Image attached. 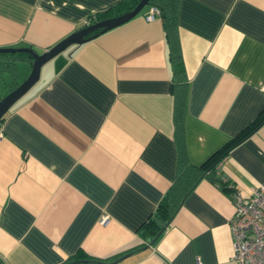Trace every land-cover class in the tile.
Returning a JSON list of instances; mask_svg holds the SVG:
<instances>
[{
    "label": "crops",
    "instance_id": "0c3cea01",
    "mask_svg": "<svg viewBox=\"0 0 264 264\" xmlns=\"http://www.w3.org/2000/svg\"><path fill=\"white\" fill-rule=\"evenodd\" d=\"M119 1L0 0V47L43 52ZM147 10L43 63L0 120L4 264L79 253L89 264L124 254L114 264H235L232 192L264 181V119L168 210L159 205L186 168L264 118V0H179L178 125L163 21ZM32 60L0 54V98Z\"/></svg>",
    "mask_w": 264,
    "mask_h": 264
},
{
    "label": "trees",
    "instance_id": "16d2710c",
    "mask_svg": "<svg viewBox=\"0 0 264 264\" xmlns=\"http://www.w3.org/2000/svg\"><path fill=\"white\" fill-rule=\"evenodd\" d=\"M139 0H120L115 7H111L110 9L105 10L104 12H95L90 15L89 18L91 22L96 21L98 19H102L105 17L117 15L126 10L133 8ZM178 3L179 0H149L148 5H153L159 8L160 16L163 21L164 29H165V37L168 47V57L171 62L172 67V90L175 95L176 101V122L177 125L180 122V113L182 107L184 105L185 100V91H186V77H185V69L181 56V49L177 34L178 21H177V11H178ZM144 9V8H143ZM141 10V12L143 11ZM96 30L95 32H97ZM8 53L10 55L19 56V55H27L32 58L31 54L28 52H3L0 54ZM264 111V110H263ZM259 116H262V113ZM262 119H257L256 121L249 124L240 133L235 135L231 140H229L223 147L217 150L213 155H211L203 166L195 167L190 166L186 168V170L179 174L177 181L172 185L168 194L169 203L159 205V209L165 211L168 210V206L175 204L182 195L186 192V187L193 185V183L202 175L209 174L211 170L216 166L219 160L229 151V149L246 137L251 131H253L262 121ZM206 166L205 172L202 171V167ZM210 176V175H208ZM212 178V177H211ZM88 258L87 255L83 253L77 254L73 260H70L66 264H82V263H90V261H84L83 259ZM98 261V260H96ZM101 262V260H99ZM0 264H4L0 261Z\"/></svg>",
    "mask_w": 264,
    "mask_h": 264
},
{
    "label": "built area",
    "instance_id": "2783aa9c",
    "mask_svg": "<svg viewBox=\"0 0 264 264\" xmlns=\"http://www.w3.org/2000/svg\"><path fill=\"white\" fill-rule=\"evenodd\" d=\"M160 15L156 6L148 5L144 13L146 20ZM87 17L84 24H90ZM259 88L264 91V81ZM234 211L230 218L232 233V260L235 264H264V181L254 187L249 195L233 190ZM106 215L100 219L105 221ZM168 264V263H165Z\"/></svg>",
    "mask_w": 264,
    "mask_h": 264
},
{
    "label": "water",
    "instance_id": "95a60500",
    "mask_svg": "<svg viewBox=\"0 0 264 264\" xmlns=\"http://www.w3.org/2000/svg\"><path fill=\"white\" fill-rule=\"evenodd\" d=\"M149 4V0H139L136 5L117 15L105 17L102 19H98L96 21L91 22L79 29H76L66 35L64 38L59 40L53 46L48 48L43 52L36 51L31 46H2L0 47V53L3 52H28L32 56V65L27 76L18 83L15 87H13L8 93L0 98V120L2 119L5 112L9 109V107L23 94L25 93L32 84L39 78L40 69L43 63H45L50 58L54 57L65 48H67L71 44H81L88 39L95 37L101 32H104L110 28H113L119 24L124 23L129 20L136 14L140 13L144 6ZM98 30L97 32H95ZM155 239V238H154ZM153 239V240H154ZM152 240V241H153ZM125 255L119 256L118 258L112 260L111 264L116 263L121 260ZM84 261H92V259H83Z\"/></svg>",
    "mask_w": 264,
    "mask_h": 264
},
{
    "label": "rangeland",
    "instance_id": "374dc122",
    "mask_svg": "<svg viewBox=\"0 0 264 264\" xmlns=\"http://www.w3.org/2000/svg\"><path fill=\"white\" fill-rule=\"evenodd\" d=\"M147 7H148V5L144 6L143 8L145 9V8H147ZM47 61H48V60H47ZM45 63H46V62H45ZM18 71L20 72V75H23V69H22L20 66L18 67ZM28 73H29V72H28ZM26 76H27V74H26ZM26 76H25V77H26ZM25 77H24V78H25ZM24 78H23V79H24ZM23 79H22V80H23ZM22 80H21V81H22ZM21 81H20V82H21ZM20 82H19V83H20ZM82 264H89V263H82Z\"/></svg>",
    "mask_w": 264,
    "mask_h": 264
}]
</instances>
